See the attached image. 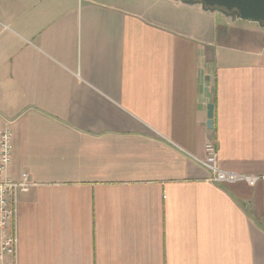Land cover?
I'll use <instances>...</instances> for the list:
<instances>
[{
	"label": "crops",
	"instance_id": "1",
	"mask_svg": "<svg viewBox=\"0 0 264 264\" xmlns=\"http://www.w3.org/2000/svg\"><path fill=\"white\" fill-rule=\"evenodd\" d=\"M0 118L9 176L34 184L18 264H264L258 23L176 0H0ZM209 142L222 170L262 178L212 182Z\"/></svg>",
	"mask_w": 264,
	"mask_h": 264
},
{
	"label": "built area",
	"instance_id": "2",
	"mask_svg": "<svg viewBox=\"0 0 264 264\" xmlns=\"http://www.w3.org/2000/svg\"><path fill=\"white\" fill-rule=\"evenodd\" d=\"M13 137L12 128L3 124L0 118V264H18L19 238L16 230L12 228L16 217L17 198L20 193L28 192L34 185L27 172L22 173L19 180L12 179L8 174L13 159ZM205 151V158L196 159L203 167L211 171L212 182L245 180L250 185H255L262 178L222 170L218 165V149L214 142H209Z\"/></svg>",
	"mask_w": 264,
	"mask_h": 264
},
{
	"label": "water",
	"instance_id": "3",
	"mask_svg": "<svg viewBox=\"0 0 264 264\" xmlns=\"http://www.w3.org/2000/svg\"><path fill=\"white\" fill-rule=\"evenodd\" d=\"M188 5H198L206 12H218L232 22L245 20L264 27V0H176ZM209 127L214 125V106L208 107Z\"/></svg>",
	"mask_w": 264,
	"mask_h": 264
},
{
	"label": "rangeland",
	"instance_id": "4",
	"mask_svg": "<svg viewBox=\"0 0 264 264\" xmlns=\"http://www.w3.org/2000/svg\"><path fill=\"white\" fill-rule=\"evenodd\" d=\"M217 16H218V18H223V16H222V15H220V14H217Z\"/></svg>",
	"mask_w": 264,
	"mask_h": 264
}]
</instances>
